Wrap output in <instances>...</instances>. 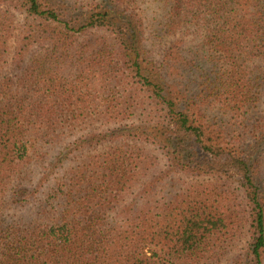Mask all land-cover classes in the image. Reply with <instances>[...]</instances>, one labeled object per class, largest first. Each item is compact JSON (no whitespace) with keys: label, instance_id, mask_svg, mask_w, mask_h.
Instances as JSON below:
<instances>
[{"label":"trees","instance_id":"1","mask_svg":"<svg viewBox=\"0 0 264 264\" xmlns=\"http://www.w3.org/2000/svg\"><path fill=\"white\" fill-rule=\"evenodd\" d=\"M0 264H264V0H0Z\"/></svg>","mask_w":264,"mask_h":264},{"label":"rangeland","instance_id":"2","mask_svg":"<svg viewBox=\"0 0 264 264\" xmlns=\"http://www.w3.org/2000/svg\"><path fill=\"white\" fill-rule=\"evenodd\" d=\"M73 8H74V10H75L76 12H80V11H81V9H79V8H75V7H73ZM147 8H148V10H147V17H148L149 20H152V18H153V16H154V13H155V8L151 7V6L148 5V4H147ZM18 34H19V31H16V32H15V35H14V37L12 38V41H11L12 46L15 45V40H17V35H18Z\"/></svg>","mask_w":264,"mask_h":264}]
</instances>
